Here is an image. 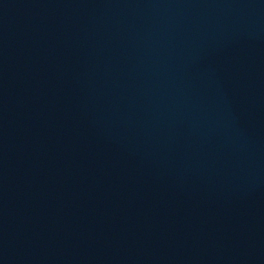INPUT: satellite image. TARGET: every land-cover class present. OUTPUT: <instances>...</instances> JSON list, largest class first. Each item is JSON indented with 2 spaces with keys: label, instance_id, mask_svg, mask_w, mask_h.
<instances>
[{
  "label": "water",
  "instance_id": "water-1",
  "mask_svg": "<svg viewBox=\"0 0 264 264\" xmlns=\"http://www.w3.org/2000/svg\"><path fill=\"white\" fill-rule=\"evenodd\" d=\"M0 264H264V0H0Z\"/></svg>",
  "mask_w": 264,
  "mask_h": 264
}]
</instances>
